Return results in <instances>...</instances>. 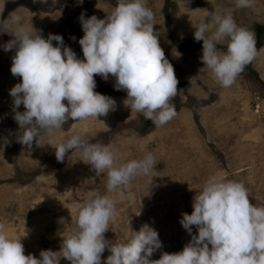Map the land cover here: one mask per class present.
<instances>
[{"label":"clouds","instance_id":"9594fccd","mask_svg":"<svg viewBox=\"0 0 264 264\" xmlns=\"http://www.w3.org/2000/svg\"><path fill=\"white\" fill-rule=\"evenodd\" d=\"M5 2L0 0V13ZM232 3L235 9H255L256 0ZM78 19L83 59L60 34L49 33L46 38L39 34L18 9L0 19V33L11 36L0 48L14 50L10 72L20 78L9 89L12 118L18 125L16 142L29 148L34 140L37 145L47 144L54 148L58 162L70 150L75 152L97 176H106L105 191L89 192L77 204L59 250L42 249L38 257L25 255L21 236L10 234L0 222V264H59L61 258L70 264H101L105 249L109 255L103 264H264V204L251 203L244 183L221 172L207 176L192 199L191 213H181L179 223L191 237L182 250L150 259L162 244L148 223L131 229L124 242L105 239L118 215V201L133 199L126 191L131 181L146 177L148 186L152 182L156 158L147 151L120 163L111 144L90 142L76 132L59 140L56 132L68 119L99 120L116 110L114 98L94 91L95 75L105 81L114 77L113 87L126 92L123 106L161 127L176 115L170 101L177 94V79L154 32V13L146 0H116L105 17L85 18L81 13ZM193 27V39L202 41L203 68L225 89L259 55L254 33L238 25L231 10L212 8ZM20 105L23 111L17 110ZM41 138L46 142L38 143ZM8 143L6 136L0 137V146Z\"/></svg>","mask_w":264,"mask_h":264},{"label":"rangeland","instance_id":"374dc122","mask_svg":"<svg viewBox=\"0 0 264 264\" xmlns=\"http://www.w3.org/2000/svg\"><path fill=\"white\" fill-rule=\"evenodd\" d=\"M199 2L146 0L154 13V32L177 79V94L172 98L177 101L176 106L173 104L176 115L172 120L158 128L145 126L147 119L123 106L126 92L113 87L114 77L110 75L107 81L98 83L103 84L100 88L104 95L105 88L113 94L116 110L98 117L101 121L89 118L75 122L69 131L62 125L56 132L59 140L76 132L88 140L111 144L117 149L120 163L140 158L147 151L153 153L156 164L152 182L148 186L146 177L131 181L126 191L133 194V199L118 201L116 220L104 233L107 240L124 242L131 229L138 230L148 223L158 232L162 244L150 259H158L161 252L180 251L190 240L179 223L181 213H191L193 197L212 173L221 172L228 179L243 182L250 202L264 204V0H256L255 9H239L240 14L234 18L238 25L254 33L259 55L227 89L213 79L199 59L202 41L193 39V25L206 17L197 10ZM115 3L116 0H6L0 19L19 5L49 13L34 17L17 8L25 23L32 24L39 34L45 32V38L49 33L60 34L74 51L76 36L83 35L78 19L81 13L85 18H103ZM66 32L75 39L67 37ZM9 39L10 35L0 33V44ZM218 47L224 50L223 45ZM0 52V121L4 123L12 110L9 89L20 78L11 74V62L4 63L11 61L14 50L5 52L0 48ZM248 69L255 75L245 72ZM45 142L46 138L38 140L40 144ZM78 159L70 150L58 162L54 148L37 145L35 140L30 148L0 146V222L6 224L10 234L21 236L25 255L38 257L42 249L58 251L71 228L77 204L89 192L105 191L106 176H97ZM192 229L196 234V227ZM107 255L105 249L101 264ZM59 264L70 262L61 258Z\"/></svg>","mask_w":264,"mask_h":264},{"label":"flooded vegetation","instance_id":"af4514ba","mask_svg":"<svg viewBox=\"0 0 264 264\" xmlns=\"http://www.w3.org/2000/svg\"><path fill=\"white\" fill-rule=\"evenodd\" d=\"M11 1H17V0H10V2ZM38 2H40V1H38ZM15 3H17V2H15ZM17 8H23V9H25L27 11L26 15H30V16L31 15H34V17H35V15H37V16L38 15H40V16H42V15H49V13L48 14H45V12H42V11H39V10H33V9H30L29 7H24L22 5H19V7H16L15 9H17ZM40 33L45 37V32H40ZM67 33L68 32L65 33L67 37H70L71 38L73 36V34L71 32L69 34H67ZM77 34H79V32H76L75 35H77ZM80 37H82V35H77L76 36L75 42L77 43V45L75 47L72 46V48H74V52H75L76 55H77V52H79V55H77V57L83 59L82 51H81L80 45L78 44V40H79ZM68 42L70 43L71 41L68 40ZM65 44H67V43H65ZM0 54H2V53L0 52ZM3 58H4V56H2V61L5 60V59L3 60ZM10 62L11 61H9L7 63V61H4V63L7 64V65ZM94 79L96 81V87H95L94 91L99 92V89H101L100 92H101V94H103L104 90L102 88H100V86L103 85V84L102 83H98L99 81H102L103 79H101V77L98 76V75H95L94 76ZM107 90H108V88H105V95L112 97L113 94L112 93H108ZM170 103L175 104V106H176L177 101H176V99H174V100L171 99ZM17 110L18 111H23L24 110L23 109V105H20ZM9 112H10V115L6 118L5 122L3 123V122L0 121V137H5L6 136L8 138V140H9V143L6 146H9L10 148H14L15 150H17V149H19V148H21V147H23L25 145H21L18 142H16V140H15V135H16V130L18 128V125L16 124V122L12 118L13 111L11 110ZM74 123L75 122L72 119H68L64 123V125L67 127V129L65 131H67V130L69 131V129L73 127L72 125ZM109 131H112V130H109ZM90 139H89L90 142H94L93 139H91V140Z\"/></svg>","mask_w":264,"mask_h":264},{"label":"crops","instance_id":"0c3cea01","mask_svg":"<svg viewBox=\"0 0 264 264\" xmlns=\"http://www.w3.org/2000/svg\"><path fill=\"white\" fill-rule=\"evenodd\" d=\"M200 1H201L199 2L200 5L197 8V10L201 14H206L207 11H211L214 5H217V7H220L221 9H224V10H231L234 18L236 15L240 14L238 12L239 9L234 8L232 0H200Z\"/></svg>","mask_w":264,"mask_h":264},{"label":"water","instance_id":"95a60500","mask_svg":"<svg viewBox=\"0 0 264 264\" xmlns=\"http://www.w3.org/2000/svg\"><path fill=\"white\" fill-rule=\"evenodd\" d=\"M146 123H147V124H146ZM146 125L149 127V126H151V125H153V124H152L151 120H148V119H147L146 122H145V126H146Z\"/></svg>","mask_w":264,"mask_h":264},{"label":"trees","instance_id":"16d2710c","mask_svg":"<svg viewBox=\"0 0 264 264\" xmlns=\"http://www.w3.org/2000/svg\"><path fill=\"white\" fill-rule=\"evenodd\" d=\"M245 72H247V73H251L252 75H255L254 71H253V70H251V69H248V70H247V71H245Z\"/></svg>","mask_w":264,"mask_h":264}]
</instances>
